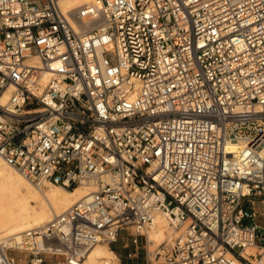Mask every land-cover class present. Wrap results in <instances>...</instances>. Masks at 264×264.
I'll return each instance as SVG.
<instances>
[{
	"label": "built area",
	"instance_id": "2783aa9c",
	"mask_svg": "<svg viewBox=\"0 0 264 264\" xmlns=\"http://www.w3.org/2000/svg\"><path fill=\"white\" fill-rule=\"evenodd\" d=\"M59 1L0 0V157L93 190L0 264L125 230L134 258L156 212L177 235L144 264H264V0Z\"/></svg>",
	"mask_w": 264,
	"mask_h": 264
},
{
	"label": "bare ground",
	"instance_id": "6f19581e",
	"mask_svg": "<svg viewBox=\"0 0 264 264\" xmlns=\"http://www.w3.org/2000/svg\"><path fill=\"white\" fill-rule=\"evenodd\" d=\"M101 0H60L63 11L81 6L86 3H99ZM49 74H45V79ZM231 148L235 147L232 142ZM93 190L92 183L85 182L73 187H66L59 183L48 181H34L24 176L0 157V242L9 243L10 239L31 229L45 226L55 215L66 210L87 193ZM167 216L156 212L149 227L145 229L148 240L157 241L164 237L172 239L173 232L168 233ZM170 226V225H169ZM170 228L176 232L171 226ZM51 245V244H50ZM54 248V247H53ZM77 249L84 254V263L100 264L109 261V256L118 259L117 254L105 242H80ZM253 247L247 252L254 253ZM85 256L86 259H85ZM109 257V258H108ZM140 264V263H125Z\"/></svg>",
	"mask_w": 264,
	"mask_h": 264
},
{
	"label": "rangeland",
	"instance_id": "374dc122",
	"mask_svg": "<svg viewBox=\"0 0 264 264\" xmlns=\"http://www.w3.org/2000/svg\"><path fill=\"white\" fill-rule=\"evenodd\" d=\"M108 57H109L110 60H112L111 55H108ZM166 231L168 233L173 232L172 236H170L171 238H174L177 235L176 232L173 231L170 228V226L168 224V220H167V230ZM127 232L128 231H126V230L125 231H121L119 239L115 243H113L111 245V248L115 251V253L119 257V260L117 258L113 257V256H109L110 257L109 260H112V262H114V263H121V264H125V263H140V264H144L145 263V258H146V250H147V246H148L147 240H146L147 234L144 233V235H140L138 237V246H139L138 256L134 257V258H131V257L127 256V252L129 250H131L133 248V246H132L131 241H130V236L127 235ZM166 239H167V237H164L161 240H157L156 243H159L160 241L166 240ZM124 243H127L126 247L124 246ZM84 254H85V252H84ZM86 257L87 256H85V259H86ZM61 258H62V255H60V254L53 255V256L47 255L46 256V260L43 261L41 264H54L56 261H60ZM16 259L18 260L19 263H26V256L25 255L17 254ZM102 260L103 259H101V261ZM101 261L98 264H100ZM85 264H88V263H86V260H85Z\"/></svg>",
	"mask_w": 264,
	"mask_h": 264
},
{
	"label": "crops",
	"instance_id": "0c3cea01",
	"mask_svg": "<svg viewBox=\"0 0 264 264\" xmlns=\"http://www.w3.org/2000/svg\"><path fill=\"white\" fill-rule=\"evenodd\" d=\"M111 247V246H110ZM114 251V250H113ZM115 252V251H114Z\"/></svg>",
	"mask_w": 264,
	"mask_h": 264
}]
</instances>
